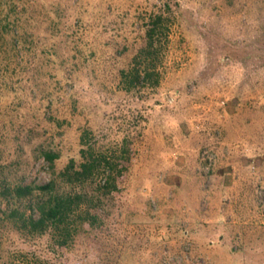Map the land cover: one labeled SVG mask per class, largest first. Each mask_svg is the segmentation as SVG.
Wrapping results in <instances>:
<instances>
[{"label":"rangeland","instance_id":"1","mask_svg":"<svg viewBox=\"0 0 264 264\" xmlns=\"http://www.w3.org/2000/svg\"><path fill=\"white\" fill-rule=\"evenodd\" d=\"M16 10L27 40H0V184H46L42 153L60 155V172L80 162L83 136L109 158L124 149L114 165L124 172L83 204L64 244L18 229L0 197V264L19 252L46 264H264V0H18ZM160 13L159 85L125 91L120 72Z\"/></svg>","mask_w":264,"mask_h":264},{"label":"trees","instance_id":"2","mask_svg":"<svg viewBox=\"0 0 264 264\" xmlns=\"http://www.w3.org/2000/svg\"><path fill=\"white\" fill-rule=\"evenodd\" d=\"M18 0H0V40H27L18 30L22 26V14L17 12ZM169 18L163 14L152 15L142 27L145 44L133 56L127 69L121 70V81L125 91L154 88L159 85L157 71L159 56L168 36ZM85 136L80 140V162L70 159L64 169L56 173L55 164L60 155L53 151L42 153L53 178L42 186L22 184H0V197L9 207L7 220L18 229L30 235L54 233L58 244H64L71 239L70 220L82 212L83 204L99 199L98 191H110L117 177L122 176L124 168L117 169L115 160L121 155L109 158L98 151L91 143L86 142ZM123 168V169H122ZM104 180V183H103ZM103 183V184H102ZM67 187H87L79 192H69L62 189ZM29 202L28 209L22 208L21 203ZM53 234V235H54ZM4 264H46L41 258L32 253L19 252L11 254Z\"/></svg>","mask_w":264,"mask_h":264}]
</instances>
